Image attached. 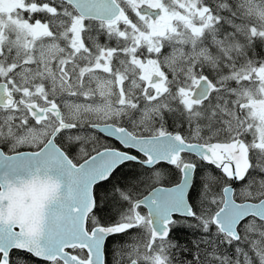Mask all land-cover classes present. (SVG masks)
Returning <instances> with one entry per match:
<instances>
[{
    "label": "snow or ice",
    "instance_id": "snow-or-ice-1",
    "mask_svg": "<svg viewBox=\"0 0 264 264\" xmlns=\"http://www.w3.org/2000/svg\"><path fill=\"white\" fill-rule=\"evenodd\" d=\"M0 264H264V0H0Z\"/></svg>",
    "mask_w": 264,
    "mask_h": 264
}]
</instances>
